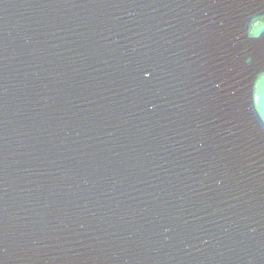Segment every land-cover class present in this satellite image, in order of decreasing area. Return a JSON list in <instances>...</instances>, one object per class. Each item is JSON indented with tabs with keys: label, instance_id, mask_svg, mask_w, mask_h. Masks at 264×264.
I'll return each mask as SVG.
<instances>
[{
	"label": "water",
	"instance_id": "1",
	"mask_svg": "<svg viewBox=\"0 0 264 264\" xmlns=\"http://www.w3.org/2000/svg\"><path fill=\"white\" fill-rule=\"evenodd\" d=\"M0 264H264V2L0 0Z\"/></svg>",
	"mask_w": 264,
	"mask_h": 264
},
{
	"label": "snow or ice",
	"instance_id": "2",
	"mask_svg": "<svg viewBox=\"0 0 264 264\" xmlns=\"http://www.w3.org/2000/svg\"><path fill=\"white\" fill-rule=\"evenodd\" d=\"M262 2H264V0H262Z\"/></svg>",
	"mask_w": 264,
	"mask_h": 264
}]
</instances>
